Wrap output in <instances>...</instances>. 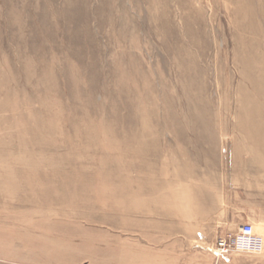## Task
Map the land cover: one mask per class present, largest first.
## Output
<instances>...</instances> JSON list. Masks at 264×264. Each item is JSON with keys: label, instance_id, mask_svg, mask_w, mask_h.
Here are the masks:
<instances>
[{"label": "rangeland", "instance_id": "obj_1", "mask_svg": "<svg viewBox=\"0 0 264 264\" xmlns=\"http://www.w3.org/2000/svg\"><path fill=\"white\" fill-rule=\"evenodd\" d=\"M264 0H0V264H264Z\"/></svg>", "mask_w": 264, "mask_h": 264}, {"label": "built area", "instance_id": "obj_2", "mask_svg": "<svg viewBox=\"0 0 264 264\" xmlns=\"http://www.w3.org/2000/svg\"><path fill=\"white\" fill-rule=\"evenodd\" d=\"M263 248L264 239L256 235L250 224L242 225L237 234L219 238L216 243V253L220 256L236 253L260 254Z\"/></svg>", "mask_w": 264, "mask_h": 264}]
</instances>
